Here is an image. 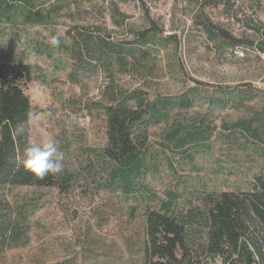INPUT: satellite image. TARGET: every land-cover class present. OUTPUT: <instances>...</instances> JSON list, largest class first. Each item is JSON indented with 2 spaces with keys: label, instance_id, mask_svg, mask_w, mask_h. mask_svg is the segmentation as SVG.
Returning <instances> with one entry per match:
<instances>
[{
  "label": "rangeland",
  "instance_id": "obj_1",
  "mask_svg": "<svg viewBox=\"0 0 264 264\" xmlns=\"http://www.w3.org/2000/svg\"><path fill=\"white\" fill-rule=\"evenodd\" d=\"M112 1L117 2L129 25L157 24L164 44L154 60L159 70L152 77L139 80L122 75L117 76V82L128 89L140 87L151 95H176L198 86L202 98L187 111V119L196 123L207 117L205 122L210 125V138L193 148L192 156L166 144L163 135L169 125L150 129L149 141L159 164L158 172L149 178L153 189L158 195L177 189L194 202L198 192L249 190L256 176H264V53L250 44L260 39L256 28L264 27V0H227L204 9L196 0ZM92 4L95 8L89 15L94 18L84 15L82 22L97 20L111 28L101 0H91L88 7ZM197 16L210 20L214 34L231 46L217 48L207 42L202 26L195 22ZM113 31L114 39L130 38L126 32ZM9 38H0V62L15 57L31 65L33 72L25 87L30 102L25 125L29 144L55 141L57 156L70 162L83 146H104L106 103L102 92L108 83L106 75L87 73L74 83L68 78V59L56 64L30 53H24L23 58L21 45L7 47ZM221 89L255 91L258 96L245 99L242 105L230 102L208 110L209 101L215 100ZM242 121L249 122L258 134L252 137L240 130L244 127L235 123ZM4 193L11 210L19 209L27 218L28 242L0 255V264H139L140 215L129 221L127 204L112 193L80 181L65 194L54 187H11Z\"/></svg>",
  "mask_w": 264,
  "mask_h": 264
},
{
  "label": "trees",
  "instance_id": "obj_2",
  "mask_svg": "<svg viewBox=\"0 0 264 264\" xmlns=\"http://www.w3.org/2000/svg\"><path fill=\"white\" fill-rule=\"evenodd\" d=\"M196 1L201 9L227 2ZM89 4L91 0H0V38L10 36L7 47L11 48L12 43L21 45L23 58L24 53H30L56 64L68 59V78L74 83L83 74L96 71L103 72L108 81L102 92L106 103L103 107L105 145L83 146L73 162L62 157L63 173L36 179L22 163L24 150L31 145L25 130L30 113L25 87L33 79L32 67L15 57L10 62H0V255L28 242L27 218L21 210H11L4 193L6 188L54 187L65 194L80 181L112 193L127 204L129 221L140 215L139 264H218L214 261L216 258L219 264H264V176H256L247 191L198 192L194 195L195 202L177 189H168L162 195L153 189L149 178L158 172L159 164L157 152L149 141L152 127L169 125L163 135L166 144L187 156H192L191 150L210 138L207 117L194 123L186 114L201 101V88L187 87L176 95H151L140 87L128 89L117 82V76L125 74L143 80L159 70L154 60L164 47L161 29L154 22L142 28L129 25L126 15L112 0H101L104 18L108 17L111 28L97 20L82 22L84 15L94 18L89 10L95 5L88 7ZM196 19L207 42H213L217 48L228 45L211 30L210 20L200 16ZM59 26L65 28L59 30ZM256 29L260 39L250 44L264 53V27ZM113 30L126 32L130 38L114 39ZM52 35L60 37V47L49 46ZM219 91L220 95L209 101L208 110L230 102L242 105L245 99L258 96L255 91ZM261 101L264 109V98ZM235 124L243 126L240 130L245 129L252 137L258 134L249 122Z\"/></svg>",
  "mask_w": 264,
  "mask_h": 264
},
{
  "label": "clouds",
  "instance_id": "obj_3",
  "mask_svg": "<svg viewBox=\"0 0 264 264\" xmlns=\"http://www.w3.org/2000/svg\"><path fill=\"white\" fill-rule=\"evenodd\" d=\"M61 39L52 35L48 41L50 47L58 48ZM58 147L55 141L48 140L42 144H31L24 150L23 167L36 179H44L49 174H61L65 170L62 157H57Z\"/></svg>",
  "mask_w": 264,
  "mask_h": 264
},
{
  "label": "bare ground",
  "instance_id": "obj_4",
  "mask_svg": "<svg viewBox=\"0 0 264 264\" xmlns=\"http://www.w3.org/2000/svg\"><path fill=\"white\" fill-rule=\"evenodd\" d=\"M52 15H54V14H52ZM56 16H57V15H56ZM48 17H49V16H48ZM51 18H52V17H51ZM53 18H54V17H53ZM54 21H55V20H54ZM56 21H58V20L56 19ZM56 21H55V22H56ZM53 23H54V22H53ZM51 25H52V24H51ZM38 26H39V25H38ZM85 26H88V25H85ZM52 27H53V26H52ZM52 27H51V29H52ZM89 27H91V26H89ZM206 27H207V26H206ZM37 28H38V27H37ZM51 29H50V30H51ZM83 29H84V28H83ZM78 30H79V29H78ZM78 30H77V31H78ZM87 30H90V29H87ZM82 31H83V30H81V32H82ZM64 32H65V31H64ZM83 32H85V31H83ZM92 32H93V31H92ZM39 33H41V32L39 31ZM39 33H38V34H39ZM41 34H42V33H41ZM88 34H89V33H88ZM92 34H93V33H92ZM98 34H99V33H98ZM99 35H100V34H99ZM105 36H106V35H105ZM106 37H107V36H106ZM112 42H113V41H112ZM236 51H237V50H235L234 52H236ZM261 52H262V51H261ZM112 63H113V62H112ZM103 65H104V64H103ZM108 65H109V64H108ZM105 66H107L106 63H105ZM113 66H114V65H113ZM123 67H124V66H123ZM125 67H126V66H125ZM127 68H128V67H127ZM127 68H125V69H127ZM108 69H109V68H108ZM110 70L112 71V69H110ZM116 70H118V69L116 68ZM113 71H114V70H113ZM123 71H124V70H123ZM106 72H107V69H106ZM115 72H116V71H115ZM110 74H111V73H110ZM136 74H137V73H136ZM112 75H114V74H112ZM124 75H125V74H124ZM133 75H134V74H133ZM119 88H120V87H119ZM104 89H105V88H104ZM112 89H113V88H112ZM124 89H125V88H124ZM114 90H115V89H114ZM193 90H194V89H193ZM120 91H122L121 88H120ZM124 91H125V90H124ZM127 91H128V90H127ZM137 91H138V90H137ZM107 92H108V91H106V93H107ZM109 92H110V91H109ZM115 92H116V91H115ZM118 92H119V91H118ZM118 92H117V93H118ZM130 92H131V91H130ZM186 92H187V91H186ZM187 93H188V92H187ZM110 94H113V91H112V93H110ZM114 94H115V93H114ZM108 95H109V93H108ZM119 95H120V94H118V96H119ZM185 95H187V94H185ZM185 95H184V96H185ZM114 96H115V95H114ZM177 96H180V95H177ZM181 96H183V95H181ZM191 96H192V95H191ZM194 96H195V95H194ZM119 97H120V96H119ZM185 97H186V96H185ZM187 97H188V96H187ZM167 98H168V97H167ZM181 98H182V97H181ZM172 99H173V97H172ZM172 99H171V100H172ZM186 99H187V98H186ZM189 99H190V98H188V100H189ZM171 100H170V98H169V101H171ZM173 100H175V99H173ZM182 100H183V98H182ZM184 100H185V99H184ZM190 100H191V99H190ZM190 100H189V101H190ZM167 101H168V100H167ZM176 101H177V100H176ZM160 102H161V101H160ZM167 103H168V102H167ZM171 103H172V102H171ZM173 103H175V102H173ZM113 104H114V103H113ZM155 104H156V103H155ZM182 104H183V103H182ZM110 105H111V104H110ZM164 105H165V104H164ZM166 105H167V104H166ZM169 105H170V104H169ZM171 105H172V104H171ZM185 105H186V103H185ZM172 106H174V105H172ZM179 107H180V106H179ZM164 110H167V108L164 109ZM158 111H159V109H158ZM161 114H162V113H161ZM161 114H160V115H161ZM165 114H166V113H165ZM156 115H157V117L159 116L158 113H155V116H156ZM168 115H169V114H168ZM153 116H154V115H153ZM160 117H161V116H160ZM155 118H156V117H155ZM159 120H160V119H159ZM158 122H159V121H158ZM157 124H158V123H157ZM160 124H161V123H160ZM180 126H181V125H180ZM173 129H174V128H173ZM173 129H172V130H173ZM175 131H176V130H175ZM184 131H185V130H184ZM179 132H180V131H179ZM167 133H168V132H167ZM169 133H170V132H169ZM180 135H181V134H180ZM180 135H179V136H180ZM185 135H186V134H185ZM183 136H184V135H183ZM181 137H182V136H181ZM184 137H185V136H184ZM146 138H147V137H146ZM180 139H181V138H180ZM142 140H143V139H142ZM167 140H168V138H167ZM169 140H170V139H169ZM144 142H145V141H144ZM170 142H171V141H170ZM145 143H146V142H145ZM145 143H144V144H145ZM81 162H82V161H81ZM79 164H80V163H79ZM82 164H83V163H82ZM149 165H150V164H149ZM149 165H147L148 168H149ZM145 166H146V164H145ZM145 166H144V167H145ZM78 167H79V166H78ZM145 168H146V167H145ZM80 169H81V167H80ZM143 170H144V169H143ZM147 170H148V169H147ZM149 170H150V169H149ZM73 171H74V170H73ZM75 171H76V170H75ZM75 171H74V172H75ZM79 171H80V170H79ZM79 171H77V172H79ZM144 171H145V170H144ZM144 171H143V172H144ZM148 172H150V173L152 172V173H153V171H151V170L148 171ZM85 173H86V172H85ZM143 175H144V174H143ZM56 176H57V175H56ZM148 176H149V175H148ZM96 177H97V176H96ZM100 177H101V176H100ZM84 178H85V177H84ZM81 179H82V178H81ZM81 179H80V180H81ZM144 179H145V178H144ZM147 179H148V178H147ZM84 180H85V179H84ZM90 180H91V179H90ZM88 181H89V180H88ZM95 181H97V180H95ZM95 181H94V182H95ZM100 181H101V180H100ZM145 181H146V180H144V183H145ZM84 182H85V181H84ZM147 182H148V181H147ZM91 183H93V181H92ZM115 183H116V182H115ZM145 184H146V183H145ZM89 185H90V184H89ZM89 185H88V186H89ZM105 185H106V184H105ZM91 186H92V185H91ZM112 186H113V185H112ZM101 187H102V186H101ZM103 188H104V187H103ZM112 188H113V187H112ZM115 188H116V187H115ZM109 189H111V188H109ZM107 190H108V188H107ZM111 190H112V189H111ZM115 190H116V189H115ZM112 191H114V190H112ZM116 192H117V191H116ZM170 192H171V191H170ZM174 192H175V191H174ZM252 192H253V191H252ZM211 193H212V192H211ZM174 194H176V192H175ZM177 194H178V193H177ZM179 194H180V193H179ZM209 194H210V193H209ZM209 194H208V195H209ZM141 195H142V192H141ZM145 195H146V193H145ZM147 195H148V194H147ZM172 195H173V194H172ZM180 196H181V195H180ZM210 196L212 197V195H210ZM146 199H148V198H146ZM169 200H170V199H169ZM158 201H159V199H158ZM154 202H155V201H154ZM142 203H143V202H142ZM143 204H144V203H143ZM147 205H149V204H147ZM151 205H152V204H151ZM210 255H211V254H210ZM210 255H209V256H210ZM210 257H211V256H210ZM203 258H204V257H203ZM211 258H212V257H211ZM211 258H210V259H211ZM205 259H206V258H205ZM213 259H214V258H213ZM216 259H217V258H216ZM256 260H257V259H256ZM214 261H215V260H214ZM207 262H208V261H207ZM210 262H211V261H210ZM256 262H257V261H256ZM214 263H215V262H214ZM257 263H258V262H257Z\"/></svg>",
  "mask_w": 264,
  "mask_h": 264
}]
</instances>
